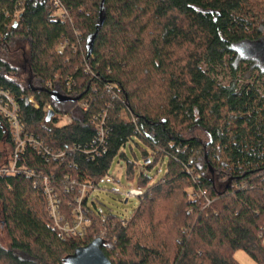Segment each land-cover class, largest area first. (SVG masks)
<instances>
[{
  "label": "trees",
  "instance_id": "1",
  "mask_svg": "<svg viewBox=\"0 0 264 264\" xmlns=\"http://www.w3.org/2000/svg\"><path fill=\"white\" fill-rule=\"evenodd\" d=\"M61 2L65 19L51 0H0V101L14 100L24 135L66 153L28 145L18 172L0 174V264H64L98 238L111 264H239L240 250L264 264V0ZM105 112L106 152L87 153ZM13 133L0 110V168L13 160ZM134 138L152 151L148 169L167 160L164 178L150 185L142 172L128 220L85 199L83 236L64 238L44 179L72 224L81 186L109 175Z\"/></svg>",
  "mask_w": 264,
  "mask_h": 264
},
{
  "label": "built area",
  "instance_id": "2",
  "mask_svg": "<svg viewBox=\"0 0 264 264\" xmlns=\"http://www.w3.org/2000/svg\"><path fill=\"white\" fill-rule=\"evenodd\" d=\"M52 5L55 9H57L58 15L65 19L68 17L69 12L67 9L63 6V3L61 0H51ZM49 87L51 88L52 85L49 84ZM0 95H3V93H0ZM8 99V102L11 105V109H8L4 105H2L0 101V110L6 115L7 118L11 121L13 127H14V138L16 141V149L14 151V157L13 160L10 162L9 166L1 167L0 168V174L1 175H13L18 172L17 170V162L19 159V156L22 154L23 150L28 146H36L39 149V153L43 154L44 157L47 158H55V159H62L65 157L66 153L60 152V153H54L50 148H41V145L35 140L33 137H29L27 135H24V131L20 125V121L17 117V114L19 112L18 106L15 104L14 100L10 98L8 95H5ZM33 102V100H30ZM47 110L51 111V106L47 107ZM67 120V122H64V120ZM107 120V112H105L101 118L100 121L97 123V131L98 136L96 139L95 148L91 152V154H97L101 155L102 153L106 152V142L108 140V131L105 128V122ZM71 119L69 117H65L62 120V123H70ZM40 146V147H39ZM44 150V151H43ZM102 150V151H101ZM101 151V152H100ZM28 176L32 177L35 176V172L29 171L26 172ZM108 183L113 184L115 183L114 178H112L110 175H107L104 177V179L100 183ZM100 183L97 185H94L92 183H85L81 186L80 189V196L77 198L76 202V208L72 215V224L66 222V220L63 217L62 211H61V202L59 198L54 194L53 188L49 182L48 178L44 179V193L47 200L48 205V212L53 224L54 229H56L64 238H69L73 236H83V232L85 230L86 225L89 224V219L86 216V211L83 206V201L85 199H88V203L90 204L91 196L92 194L100 189ZM145 195V190L137 187V188H131L128 192L124 193V196L126 198V201L130 199H141ZM261 238H263L264 242V227L261 232Z\"/></svg>",
  "mask_w": 264,
  "mask_h": 264
},
{
  "label": "rangeland",
  "instance_id": "3",
  "mask_svg": "<svg viewBox=\"0 0 264 264\" xmlns=\"http://www.w3.org/2000/svg\"><path fill=\"white\" fill-rule=\"evenodd\" d=\"M217 80L223 83L230 82L229 69L221 70L217 76ZM64 122H67L65 119ZM148 154L149 159H146ZM152 151L144 142L138 138H134L130 143L124 147L120 154L115 158L109 175L114 178L115 183H100V189L96 190L91 198L90 205L96 207L103 216H113L121 220H128L139 207L138 199H130L126 203L124 193L128 192L131 188L138 187V180L142 175L149 178L150 185H154L161 181L167 173V160L148 169L146 162L151 160ZM152 163V160L150 161ZM133 166V180L128 175L130 166ZM93 203L95 205H93ZM5 225L0 218V235L5 238L4 232ZM105 234V230L102 232ZM6 239V238H5ZM235 259L239 264H256L245 252L242 250L235 253Z\"/></svg>",
  "mask_w": 264,
  "mask_h": 264
},
{
  "label": "water",
  "instance_id": "4",
  "mask_svg": "<svg viewBox=\"0 0 264 264\" xmlns=\"http://www.w3.org/2000/svg\"><path fill=\"white\" fill-rule=\"evenodd\" d=\"M96 37L97 34L94 35L93 41ZM52 97L53 100L57 103H67L76 101V99L65 97L58 93H54ZM53 115L54 113L52 111L49 112L47 121H50ZM104 246L105 241L103 238L95 239L88 246L78 248L73 255L65 258L64 264H111L109 259L104 254Z\"/></svg>",
  "mask_w": 264,
  "mask_h": 264
}]
</instances>
